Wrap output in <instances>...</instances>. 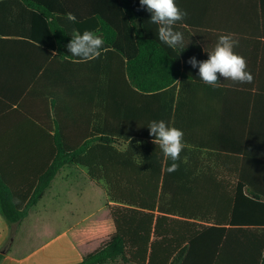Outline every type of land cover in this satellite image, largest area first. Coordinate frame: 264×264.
Instances as JSON below:
<instances>
[{"label": "trees", "instance_id": "trees-1", "mask_svg": "<svg viewBox=\"0 0 264 264\" xmlns=\"http://www.w3.org/2000/svg\"><path fill=\"white\" fill-rule=\"evenodd\" d=\"M68 13L75 22L67 19ZM150 20L151 13L139 0L0 1V37L55 49L60 61L70 55L66 46L73 30H91L104 40L100 57L90 66L44 70L45 76L57 73L54 86L42 94L51 100L52 126L44 124L34 109L23 108L45 130L23 134L25 141L49 147L17 150L20 157L33 160L26 166V180H7L0 169V214L12 230L11 238L59 172L81 166L92 182L103 183L116 232L78 264L118 259L128 264H169L156 257L159 249L170 250L165 252L172 256L170 264H196L198 255V264H264V194L258 183L245 184L239 170L238 188L246 189V195L180 196L179 177L187 165L177 161L178 170L168 172L172 161L152 142L150 121L173 126L175 83L183 76L184 55L159 41L158 26ZM30 71L25 100L40 93L36 78L40 70ZM73 97L74 110L68 104ZM71 111L89 113L85 131H68ZM182 152L184 160L188 151ZM194 207L202 211L195 213ZM245 208L247 215L238 213ZM24 232L22 236L34 243L36 230ZM3 257L0 254V263Z\"/></svg>", "mask_w": 264, "mask_h": 264}, {"label": "crops", "instance_id": "crops-1", "mask_svg": "<svg viewBox=\"0 0 264 264\" xmlns=\"http://www.w3.org/2000/svg\"><path fill=\"white\" fill-rule=\"evenodd\" d=\"M176 3L188 13L184 21L174 26L183 33L186 46L177 47L184 55L180 60L183 76L175 83L171 121L173 127L184 132V148L188 151L184 160L183 152L180 155L179 163L186 164L187 169L179 177L178 195L188 198L246 195V189L238 188L239 170L245 184L257 182L264 194V0H176ZM226 33L239 41L234 51L247 60L254 79L250 84H236L221 77L222 86L213 88L200 80L198 68L187 61L190 57L198 61L208 59L207 51L214 48L219 35ZM59 57L55 49L0 37V169L7 180L29 177L26 166L33 160L20 157L17 150L49 147L45 143H29L23 137L37 130L45 133L23 108L34 109L44 124H53L51 100L42 94L44 88L54 86L57 73L45 76L44 70L70 64L88 67L91 63L72 58L60 61ZM34 69L40 70L36 73L40 93L25 100L30 91L24 89L25 81ZM68 104L74 110V97ZM152 109L156 110L154 104ZM89 118V113L71 111L67 116L68 131H85ZM71 167L89 179L88 189L74 188L69 182L64 183V178L62 185L58 183L63 173L73 176V172H68ZM55 181L59 188L52 192ZM53 183L37 206L42 205V209L36 212V207L14 237L11 238L12 230L0 214V254L4 256L0 264H78L115 234L106 191L91 186L93 182L86 168L66 166ZM100 195L105 196L103 204H99ZM193 211L202 210L194 207ZM238 213L247 215V208ZM189 222L206 224L198 220ZM27 228L36 230L34 243L22 236ZM166 251L170 250L159 249L156 257L163 262L169 260L170 264L172 256L167 257ZM198 259L199 255L195 257L196 264ZM108 264L128 263L118 259Z\"/></svg>", "mask_w": 264, "mask_h": 264}, {"label": "clouds", "instance_id": "clouds-1", "mask_svg": "<svg viewBox=\"0 0 264 264\" xmlns=\"http://www.w3.org/2000/svg\"><path fill=\"white\" fill-rule=\"evenodd\" d=\"M141 7L151 13L152 24L157 25V37L160 42L170 48L184 46L183 33L176 31L174 26L186 19L188 13L182 10L176 0H139ZM67 19L75 22L72 13L67 14ZM71 41L67 44L70 55L66 59L77 58V62H87L98 59L104 49V40L91 30H73ZM239 41L231 33L221 34L211 51H207L208 59L198 61L190 57L187 61L193 68H198L200 80L213 88L222 86L220 78L230 80L236 84H250L254 77L248 70L247 60L234 51ZM52 56H56L53 53ZM149 135L154 137L153 143L158 145L163 155L172 161L167 168L168 172L177 171L180 154L183 151L184 132L176 127L169 126L164 120H152L148 124ZM19 203V200L15 201Z\"/></svg>", "mask_w": 264, "mask_h": 264}, {"label": "rangeland", "instance_id": "rangeland-1", "mask_svg": "<svg viewBox=\"0 0 264 264\" xmlns=\"http://www.w3.org/2000/svg\"><path fill=\"white\" fill-rule=\"evenodd\" d=\"M69 171L73 172V176L70 175V174L67 175L66 173H63L61 175V177H60V182H58V183H60V185H62V183L63 182L65 183V181H66V182H69L71 185H73L74 188H76V187L82 188V189H84V188L85 189H88L89 188V179L88 178L83 177V175H80L79 173H77V171H75L73 169V167H71L70 169H68V172ZM74 171H75V173H74ZM63 178H64V181H63ZM58 183H57V181H55L53 183V186H52V189H51V191L53 190L52 192H54L55 190H57V188H59L58 187ZM91 186L93 188H95V189H100L101 187L103 189H105L103 183L96 184V183L93 182ZM103 199H105V196L103 195V197H101V195H100V197H99V204H103ZM41 209H42V205H40V207H37L35 209V211L37 212V211H39Z\"/></svg>", "mask_w": 264, "mask_h": 264}, {"label": "water", "instance_id": "water-1", "mask_svg": "<svg viewBox=\"0 0 264 264\" xmlns=\"http://www.w3.org/2000/svg\"><path fill=\"white\" fill-rule=\"evenodd\" d=\"M2 253H4V252H2Z\"/></svg>", "mask_w": 264, "mask_h": 264}]
</instances>
